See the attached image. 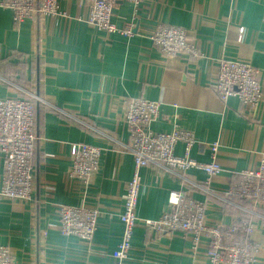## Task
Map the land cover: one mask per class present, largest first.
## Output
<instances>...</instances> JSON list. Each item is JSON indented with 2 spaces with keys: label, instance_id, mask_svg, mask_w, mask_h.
<instances>
[{
  "label": "crops",
  "instance_id": "obj_1",
  "mask_svg": "<svg viewBox=\"0 0 264 264\" xmlns=\"http://www.w3.org/2000/svg\"><path fill=\"white\" fill-rule=\"evenodd\" d=\"M60 6L64 17L19 27L0 7V98L34 100L38 137L32 200H0V245L11 249L15 264H112L122 240L125 186L134 173L133 156L125 151V102L136 98L162 103L151 125L155 132L177 126L194 133L192 158L209 161V146L219 141L224 169L209 193L198 186L207 179L203 171H188L184 181L160 167L143 169L140 222L158 219L169 210L170 192L184 190L207 201L209 225L250 219L264 264V207L251 209L227 195L234 173L264 157V98L248 111L236 97L223 103L212 86L217 62L225 59L260 69L264 90V0H144L138 9L119 2L113 23L133 27L132 36L89 24L87 0H61ZM161 24L186 29L202 56L190 61L163 54L149 37ZM80 143L103 148L88 187L70 176L71 146ZM175 153L185 154L181 143ZM3 176L0 155V189ZM60 206L99 210L90 243L61 234ZM146 232L143 224L136 227L125 264H209L208 238L193 254L191 240L181 234L156 239Z\"/></svg>",
  "mask_w": 264,
  "mask_h": 264
},
{
  "label": "built area",
  "instance_id": "obj_2",
  "mask_svg": "<svg viewBox=\"0 0 264 264\" xmlns=\"http://www.w3.org/2000/svg\"><path fill=\"white\" fill-rule=\"evenodd\" d=\"M89 4L88 23L109 34H134L133 27L119 29L113 23V8L119 2H129L138 9L144 0H87ZM61 0H2L0 7L12 13L16 27L25 21L39 18L58 19L64 17ZM190 33L179 26L159 25L149 36L153 45L167 56L182 54L191 61L202 55ZM217 72L212 84L223 103L236 97L243 108L253 111L262 102L264 90L262 72L253 65L219 59ZM160 101L144 98L129 99L125 102V124L129 143L125 151L134 159V173L125 186L123 212L120 224L122 240L113 252L112 264H125L129 259L132 239L136 227L141 223L146 233L157 238L169 237L176 233L191 240L192 253L201 246V238L209 239V264H259L260 245L255 237V225L250 219L236 218L229 225H209L207 201L196 200L184 190H172L169 210L156 220L140 222L136 211L142 184V170L160 167L179 179L187 180L190 170L203 171L207 175L199 187L210 192V183L221 175L223 166L219 151L221 143L209 146L210 160L201 162L191 157L197 144L193 132L177 126L171 132H155L151 125L161 116ZM35 102L32 99L0 98V155L4 161L3 185L0 200L29 202L35 187L36 155ZM184 146L185 154L175 153L176 145ZM70 176L88 187L99 171L103 148L86 143L71 146ZM236 180L231 182L227 195L249 203L253 207H264V157L256 167L235 172ZM249 210L252 212V210ZM60 232L63 236L77 237L91 242L98 228L100 212L86 207L60 206L58 209ZM0 264H15L13 253L8 246L0 245Z\"/></svg>",
  "mask_w": 264,
  "mask_h": 264
}]
</instances>
